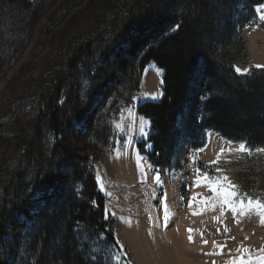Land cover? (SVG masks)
<instances>
[{
	"label": "rangeland",
	"instance_id": "rangeland-1",
	"mask_svg": "<svg viewBox=\"0 0 264 264\" xmlns=\"http://www.w3.org/2000/svg\"><path fill=\"white\" fill-rule=\"evenodd\" d=\"M28 1L38 3L42 18L31 32H23L25 23L16 24L12 35L8 30L5 39L9 41V51L0 52V191L13 166L21 162L26 134L40 116L42 97L66 73L74 53L86 48L69 89L63 92L65 132L71 147L89 156L99 190L107 197V211L116 221L120 246L112 245L102 233L79 227L84 236L79 241L83 249L88 248L92 259L102 264H176L177 249H185L187 259L194 263L229 264L243 246L250 249L252 264H260L257 257L264 249L260 214L254 211L234 216L227 206L222 212L219 202L214 209L202 205L200 201L213 193L206 184L197 186L196 182L198 169L210 177L226 176L228 180L221 183L236 185L240 194L264 201V152L225 140L214 131L206 133L205 143L199 136L200 141L191 146L184 133L172 168L157 171L138 150V143L150 134L149 120L139 113V107L162 100L164 75L155 61L147 64L142 73V57L155 42L158 23L165 25L167 33L177 30L166 19L174 14L170 12L174 3L185 5L190 1L171 0L166 9L170 13L165 18H144V22L132 17L139 11L134 0ZM153 1L160 4L167 0ZM207 1L208 13L219 28L226 15L233 13L234 0L223 6L222 0ZM235 3L240 14L232 16L235 30L231 44L229 40L220 44L216 39L209 54L220 62H232L235 70H248L238 74L249 75L254 68H264V21L257 11L264 0ZM119 16L130 21L118 25ZM201 78L199 82H203ZM94 113L97 127L107 131L104 143L88 137ZM52 143V134L45 130V150L34 165L36 171L43 170L41 176L31 174L24 180L27 202L20 210H12L4 224L7 234L0 239V259L7 264H28L33 258L29 241L44 185H52L55 192L61 184H70V173L62 162L57 163ZM241 144L251 154L240 152ZM221 149L219 163H213ZM56 163L61 166L58 172L54 170ZM157 175L161 184L156 182ZM35 178L38 182L44 180V187L34 184ZM76 189L83 190L78 185ZM6 196L14 201L13 189ZM164 204L170 210L167 223ZM176 214L180 221L175 219ZM189 229L193 230L191 242ZM213 241L222 247H214Z\"/></svg>",
	"mask_w": 264,
	"mask_h": 264
},
{
	"label": "trees",
	"instance_id": "trees-1",
	"mask_svg": "<svg viewBox=\"0 0 264 264\" xmlns=\"http://www.w3.org/2000/svg\"><path fill=\"white\" fill-rule=\"evenodd\" d=\"M134 1L139 7V11L132 15L134 19L143 22L144 18L160 19L171 12L174 14L166 19L171 28L177 27L175 32L167 33L165 25L158 23L155 42L145 50L141 60L142 73L147 64L155 61L163 69L164 75L162 100L145 102L139 107V113L150 123L149 137L138 143L139 152L149 158L155 170L161 171L172 168L184 133L191 146L200 141L199 136L205 143L206 133L214 131L225 140L244 143L253 150L264 149V68H254L249 75H241L236 72L232 62H220L209 54L216 39L220 44L225 40L231 44V35L235 30L232 16L234 13L240 14L235 0L231 6L233 13L226 15L219 28H216L213 16L208 13L207 0H187L190 2L185 5L174 3V9H170V12L166 9L171 0L164 1V4L154 3L153 0ZM229 1L232 0H222V6ZM195 9L205 13L198 14ZM42 13L37 2L0 0V52L9 51V41L5 39L8 30L12 35L16 24L25 23L23 32H31L42 18ZM122 21L130 20L119 16L116 24ZM85 49L74 53L66 73L42 97L40 116L26 134V148L19 157L21 162L13 166L0 191L2 240L7 234L4 224L10 214L20 210L19 207L27 202L23 193L27 189L26 179L31 174L41 176L43 170L36 171L34 165L45 150L43 133L49 131L53 136L52 153L57 163L62 162L70 173V184L66 186L65 182L54 192L52 185L46 186L44 180L38 182V178H35L34 184L38 182L40 187H45L41 200L38 198L36 203L38 211L29 241L33 258L28 264H102L100 260L92 259L88 248L83 249L79 241L84 236L82 231H78L79 227L94 234L102 233L112 245L120 246L116 221L107 211V197L99 190L96 174L90 168L89 156L74 150L65 132V108L61 104L63 92L69 89ZM200 77L203 82H199ZM92 117L88 137L106 142L107 131L97 127L95 113ZM180 118L183 122H180ZM57 163L54 167L56 172L61 168ZM77 185L83 190L76 189ZM10 188L15 193L14 201L5 197ZM0 264L7 262L0 259Z\"/></svg>",
	"mask_w": 264,
	"mask_h": 264
},
{
	"label": "snow or ice",
	"instance_id": "snow-or-ice-1",
	"mask_svg": "<svg viewBox=\"0 0 264 264\" xmlns=\"http://www.w3.org/2000/svg\"><path fill=\"white\" fill-rule=\"evenodd\" d=\"M257 11L260 13L259 19L261 21H264V5H261L260 8L257 9ZM259 67V66H257ZM248 70H241L239 68H236L237 73L241 72H247ZM142 130V129H141ZM240 152L247 151L249 154H251V150L247 149L244 144H241L239 147ZM257 151L264 152V149H257ZM223 154V149H221L220 154L217 156V160L213 163H219L220 157ZM217 172L220 171L219 168L216 169ZM156 182L158 184H161L159 175L155 177ZM228 178L226 176H216V177H210L207 173H201L199 169L197 170V186H200L201 184H206L208 186V189L211 193H213V196H210L208 198L202 199L200 203L202 205H207L208 207L215 208L216 202L220 203L221 211H224L225 206L231 208V211L234 216L239 215H246L251 212H258L261 216V223L264 224V201H262L259 198H253L250 196H247L246 194H240L237 190V186L233 185L231 183H221L222 181H227ZM201 195V194H197ZM192 199L195 201L196 196H193ZM189 207H191V204H189ZM170 210L167 208V205L164 204V221L167 223L169 220ZM198 214V213H193ZM218 219V218H217ZM239 223V221H237ZM189 236L188 240L191 242L193 240V237L191 235L192 229H189ZM201 236H203V233H201ZM247 239V237H245ZM205 244L208 243L207 240L203 241ZM214 247H222L220 245H217L215 241H213ZM238 256L234 259H232L229 264H252V257L250 249L244 248L241 246L238 248ZM259 252L261 255L257 257V259L260 261V264H264V249H260ZM218 253H207V255H213ZM247 254V258H245V255ZM214 264V262H213Z\"/></svg>",
	"mask_w": 264,
	"mask_h": 264
},
{
	"label": "bare ground",
	"instance_id": "bare-ground-1",
	"mask_svg": "<svg viewBox=\"0 0 264 264\" xmlns=\"http://www.w3.org/2000/svg\"><path fill=\"white\" fill-rule=\"evenodd\" d=\"M213 211H216V210H213ZM176 217H178L177 220L180 221V217L177 214L175 216V219H176ZM176 249H177V247H176ZM177 250L178 251H176L175 258L178 259V263H176V264H199V263H196V262L194 263V262L190 261L189 259H187L186 254L188 252L185 249H177ZM206 263L208 264V262H206Z\"/></svg>",
	"mask_w": 264,
	"mask_h": 264
}]
</instances>
